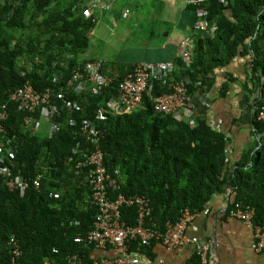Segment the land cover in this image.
I'll return each instance as SVG.
<instances>
[{"label": "trees", "instance_id": "trees-1", "mask_svg": "<svg viewBox=\"0 0 264 264\" xmlns=\"http://www.w3.org/2000/svg\"><path fill=\"white\" fill-rule=\"evenodd\" d=\"M141 6L142 0H0V167L7 166L10 173L0 174V264L11 262V237L24 264H64L71 254L84 264L92 261L93 245L75 242L74 237L92 229L98 211L89 182L93 166L78 165L83 153L96 147L114 180L108 194L144 197L150 208L144 222L151 229L163 232L184 209L200 213L219 193L232 196L228 214L235 204L249 207L252 223L264 225V0H227L226 5L205 0L203 17L216 22V28L202 32L190 26L189 66L177 57L178 68L165 81H157L151 92L143 93L139 105L125 111L119 84L134 74L139 61L104 60L83 53L98 14L119 18L123 8ZM188 6L193 22L197 7ZM87 7L92 10L90 17L82 13ZM236 55L246 57L241 89L250 112V139L232 160L229 137L211 126L194 103L191 125L174 112L156 110L153 100L161 93H172L171 78H185L186 94L193 102L200 89L214 85V70ZM90 60L101 62L107 85L96 86V92L66 90L65 81L73 70ZM26 82L37 91L53 89L52 102H57L53 94L61 90L66 99L77 103L52 115L55 129L50 135L40 105L29 110L12 98ZM225 90L224 85L222 94ZM112 100L118 101L116 110L109 105ZM100 111L106 118L95 121L98 138L91 141L82 133L80 120ZM180 114L186 116L184 111ZM25 117L40 120V127L30 128ZM18 175L28 182L23 192L6 183ZM35 179L38 187L33 185ZM121 217L134 225L135 206H123ZM148 246L134 240L129 250L136 254Z\"/></svg>", "mask_w": 264, "mask_h": 264}, {"label": "built area", "instance_id": "built-area-1", "mask_svg": "<svg viewBox=\"0 0 264 264\" xmlns=\"http://www.w3.org/2000/svg\"><path fill=\"white\" fill-rule=\"evenodd\" d=\"M106 1V0H104ZM186 4L199 5L205 0H182ZM226 3L227 0H220ZM102 6V5H101ZM200 14L206 11L202 8L199 10ZM85 17H90L91 8L82 10ZM123 17L127 16V10L123 12ZM195 28L203 31L210 32L215 29V23L210 22L206 18H201L195 22ZM187 43L183 42L181 45L180 58L184 62L185 67H188L191 58L190 52L187 49ZM100 61L90 60L82 67H77L73 70L72 74L65 81L66 90H71L79 93L84 89L96 92V86L99 88L101 85H107L109 78L100 72ZM175 63L173 61L156 62V63H139L135 66L134 74H131L120 82L119 86L122 90L120 101L123 103L125 111H131L142 100L143 93L151 92L157 81H165L170 72L174 69ZM171 78V77H170ZM52 81H57L53 77ZM187 79L171 78L168 87L172 89V93H161L153 100V106L158 111L167 113H175L178 119L186 118L191 125L194 123V114L192 111V103L189 100L187 90ZM51 92L46 89L45 91H37L26 82L23 86L17 88L12 94V98L19 101L21 107L34 110L38 105L41 106V113L45 121H49L48 134L50 135L54 129V123H50L52 115H60L61 110L70 109L75 106L73 101L66 100L64 91L58 90L54 96L57 102L51 101ZM109 105L116 110L118 101H108ZM183 110H182V109ZM184 111L185 115L180 114ZM3 113L0 112V118ZM106 114L97 112L94 119H83L80 123V129L85 135L86 139L95 140L98 138V127L95 120H104ZM24 121L30 123V128L34 130L40 127V120L25 117ZM1 147V144H0ZM103 163V152L99 149H94L89 152L83 153V160L79 161L78 165H92L89 172V182L92 186V199L97 205V214L93 222L92 229L89 230L84 236L78 235L74 237L75 242L87 241L93 245L94 253L98 249L111 248L113 256H104L98 259L94 253L90 255L91 262L87 264H139L140 258L129 250V243L137 240L139 245H149L154 239L160 241L167 248H174L184 243L195 244L196 253L201 264H210L206 255L208 250L207 244H198V239L194 236L189 237L186 235V228L192 222L193 218L199 213H190L187 209L182 211V215L175 223L166 224V229L161 232L151 229L145 225L144 219L150 214L148 202L144 197L138 195L125 196L118 194L111 197L108 194L109 187L114 184V180L107 174ZM9 176L7 166L0 167V174ZM9 188H17L23 192L28 186V182L21 176H15L7 182ZM33 185L38 187V179L33 180ZM53 197L57 198V193H51ZM123 206H135L137 212L136 223L130 225L125 223L121 217V208ZM201 214H208L209 209L205 207ZM232 218L242 221L246 225L252 227L254 235V249L260 251L264 249V225H254L251 221L253 211L249 207H241L235 204L229 211ZM11 246V262L10 264H24L20 262V249L14 237H11L9 242ZM53 251H56L55 249ZM44 264H49L45 261ZM64 264H84L82 259L77 254L68 255Z\"/></svg>", "mask_w": 264, "mask_h": 264}, {"label": "crops", "instance_id": "crops-1", "mask_svg": "<svg viewBox=\"0 0 264 264\" xmlns=\"http://www.w3.org/2000/svg\"><path fill=\"white\" fill-rule=\"evenodd\" d=\"M179 1L182 6L178 8L169 4L172 0L157 2V7L161 8V12L163 10L165 13L171 8L176 18L174 24L160 36L159 43H156L154 48L148 49L146 54L143 48L149 47L150 41L146 40L145 44H142V49L137 47L138 52L142 53L141 56L144 55V59L138 61L176 58L178 42L189 35L194 18L192 8L184 5L181 0ZM135 9V7L123 8L122 11L127 10V16L123 19L131 18ZM147 13L149 16H155V14ZM100 16L108 17L109 20L116 18L114 14ZM119 19H122L121 16ZM155 34L158 35L151 30L153 37L156 36ZM245 60L246 57L236 55L227 65L217 67L214 70V85L208 90L206 87L200 89L197 92V98L195 97L192 102V105L194 103L196 106L193 105L194 108L204 115L209 124L216 126L229 137L231 145L229 153L232 160L238 158L244 144L250 139V112L246 95L241 89V84L245 81L247 74ZM231 77L235 79L234 82L230 80ZM224 85L226 90L222 94ZM261 104L264 106V99ZM231 200L232 196L228 193L213 195L206 206L209 213L196 215L186 228V235L196 237L198 244L208 245L206 255L210 264H264V249L260 251L254 249L252 227L230 217L227 213ZM144 249V251L136 252L140 258L139 264H201L195 244L191 242L167 248L162 243L154 241ZM94 254L100 258L101 256H113L114 253L111 248H107L98 249Z\"/></svg>", "mask_w": 264, "mask_h": 264}, {"label": "rangeland", "instance_id": "rangeland-1", "mask_svg": "<svg viewBox=\"0 0 264 264\" xmlns=\"http://www.w3.org/2000/svg\"><path fill=\"white\" fill-rule=\"evenodd\" d=\"M169 4H172L174 8L182 6L179 0H172ZM141 7L143 9H135L129 19L116 17V19L111 18L109 20L108 17L102 18L98 14V21L90 35L89 47L83 53V57L88 56L104 60L116 59L125 62L143 60L144 55L141 56L142 53L138 52L137 47L142 49V44H145L147 40L150 41V45L144 47L143 52L146 54L148 49L154 48L155 44L159 43L160 36L174 24L176 17L171 12V8L167 9L165 13L163 10L161 12V8L157 7V0L152 2L142 0ZM147 12L155 14V16H149ZM151 30L158 35L155 34L156 36L153 37Z\"/></svg>", "mask_w": 264, "mask_h": 264}, {"label": "clouds", "instance_id": "clouds-1", "mask_svg": "<svg viewBox=\"0 0 264 264\" xmlns=\"http://www.w3.org/2000/svg\"><path fill=\"white\" fill-rule=\"evenodd\" d=\"M182 1V0H181ZM183 2V1H182ZM184 3V2H183ZM219 3H222V2H220V0H219ZM222 4H224V3H222ZM227 4V2L224 4V5H226ZM184 5H193V6H196L197 7V18L195 19V21H193L192 22V28L194 29V31H200V30H198V29H196L195 28V22L197 21V20H200L201 18H206V17H203V15L202 14H200L199 13V9L200 8H202V9H204L206 12H207V9H206V7H205V1L203 2V3H201V4H199V5H194V4H186V3H184ZM123 12L124 11H122V13H121V18L123 19V18H125V17H123L122 16V14H123ZM207 19V18H206ZM209 20V19H208ZM210 22H214V21H212V20H209ZM215 23V28H216V22H214ZM203 32V31H202ZM183 42H185V43H187V49H188V51L190 52V46H192V36L189 34V35H187V36H185V37H183L182 39H181V41L179 42V45H178V50H177V56H176V58H174L173 60L172 59H168V60H160V61H139L137 64H139V63H144V62H147V63H156V62H166V61H173L174 63H175V67H174V69H172V71L173 70H176L177 68H178V63L176 62L177 61V57H180V51H181V45L183 44ZM190 58H191V53H190ZM136 64V65H137ZM135 65V66H136ZM185 66V65H184ZM35 89V88H34ZM48 90H50V91H52L53 89H50V88H47ZM36 90V89H35ZM46 90V89H45ZM44 90V91H45ZM84 90H86V89H84ZM84 90H82V91H84ZM58 91V90H57ZM56 91V92H57ZM55 92V93H56ZM81 92V91H80ZM54 93V94H55ZM53 94V95H54ZM64 95H65V93H64ZM66 98V97H65ZM66 100H68V99H66ZM69 101H72V100H69ZM191 101V100H190ZM74 102V101H73ZM75 103V106H73V107H77V103L76 102H74ZM192 103V102H191ZM262 108H263V110H264V106H262ZM95 117V116H94ZM94 117L93 118H84V119H94ZM83 120V119H82ZM82 120H80V123H81V121ZM96 121V120H95ZM80 125V124H79ZM210 125L211 126H213L211 123H210ZM83 133V132H82ZM85 136V135H84ZM86 138V137H85ZM94 150V149H93ZM92 151V150H91ZM87 152H89V151H87ZM103 157H104V154H103Z\"/></svg>", "mask_w": 264, "mask_h": 264}]
</instances>
